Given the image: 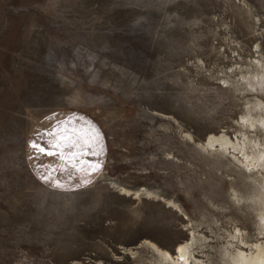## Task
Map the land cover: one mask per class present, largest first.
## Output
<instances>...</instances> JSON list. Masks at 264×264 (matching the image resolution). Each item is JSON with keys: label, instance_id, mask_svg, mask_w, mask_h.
Masks as SVG:
<instances>
[{"label": "rangeland", "instance_id": "1", "mask_svg": "<svg viewBox=\"0 0 264 264\" xmlns=\"http://www.w3.org/2000/svg\"><path fill=\"white\" fill-rule=\"evenodd\" d=\"M261 54L264 0H0V264H156L129 250L174 253L192 229L226 264L230 233L257 241L234 198L257 184L198 144L240 135L251 97L224 81ZM60 120L100 134L102 170L79 189L37 178L54 162L29 144Z\"/></svg>", "mask_w": 264, "mask_h": 264}, {"label": "bare ground", "instance_id": "2", "mask_svg": "<svg viewBox=\"0 0 264 264\" xmlns=\"http://www.w3.org/2000/svg\"><path fill=\"white\" fill-rule=\"evenodd\" d=\"M224 87L240 95L251 97L246 98L244 102L245 112L239 122L240 135L233 138L226 130L211 133L204 143L198 144V147L223 157L228 156L231 161L236 162L237 167L243 168L248 173L249 179L257 184L253 195L249 198L241 197L238 193H234V198L238 205L250 206L256 214L258 223V240L255 242L249 240L243 229L237 228L234 233L228 235L229 240L226 246H223L228 261L224 263L264 264V241L259 240L260 237L264 240V54L250 65L240 67L238 79L234 81L226 79ZM121 191L125 197L140 193L139 191L133 193L126 188ZM173 206L179 208L176 204ZM189 233L190 240L177 245L174 253L152 241L145 240L135 249H130L129 254L134 259H139V250L145 247L157 257L156 264H208V261L199 254L204 253L206 245L210 244L209 237L198 234L194 229Z\"/></svg>", "mask_w": 264, "mask_h": 264}, {"label": "snow or ice", "instance_id": "3", "mask_svg": "<svg viewBox=\"0 0 264 264\" xmlns=\"http://www.w3.org/2000/svg\"><path fill=\"white\" fill-rule=\"evenodd\" d=\"M62 127L53 128L52 131L43 135L48 139L41 143L37 140L30 142L29 147L36 154L32 159H39L43 156L55 157L59 161V166L38 165L37 178L45 185L63 190L65 182L62 176H67L68 181L79 178V183L75 185L77 189L87 186L90 183V177L102 170L99 161H93L88 157L98 156L95 149L99 142L100 134L95 129L86 125L77 128L72 121H58Z\"/></svg>", "mask_w": 264, "mask_h": 264}, {"label": "crops", "instance_id": "4", "mask_svg": "<svg viewBox=\"0 0 264 264\" xmlns=\"http://www.w3.org/2000/svg\"><path fill=\"white\" fill-rule=\"evenodd\" d=\"M60 127H62V126H60V125H59V126H58V125L55 126V128H57L58 130H59ZM76 127L79 128V127L77 126V124H76ZM53 128H54V127H53ZM53 128H51L48 132L52 131ZM47 139H48L47 136H43V138H42V140H41V143L45 142ZM45 157L48 158L50 161H53L55 167H58V166H59V161H58L57 158H55V157H47V156H45ZM88 159H92V160H93V157H88Z\"/></svg>", "mask_w": 264, "mask_h": 264}]
</instances>
